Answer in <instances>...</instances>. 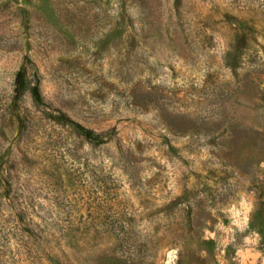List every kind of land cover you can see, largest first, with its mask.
Instances as JSON below:
<instances>
[{
    "label": "rangeland",
    "instance_id": "rangeland-1",
    "mask_svg": "<svg viewBox=\"0 0 264 264\" xmlns=\"http://www.w3.org/2000/svg\"><path fill=\"white\" fill-rule=\"evenodd\" d=\"M0 264H264V0H0Z\"/></svg>",
    "mask_w": 264,
    "mask_h": 264
},
{
    "label": "trees",
    "instance_id": "trees-1",
    "mask_svg": "<svg viewBox=\"0 0 264 264\" xmlns=\"http://www.w3.org/2000/svg\"><path fill=\"white\" fill-rule=\"evenodd\" d=\"M25 88H26L25 67L22 65L18 69L15 75V79H14V90L13 91H14L15 101L18 100L22 96L23 92L25 91ZM31 95H32V98L36 102L41 103V95H40V92L37 86H33L31 88ZM53 118L62 123L72 124L74 128L76 129V132L86 140H93L96 137V135L91 130L86 129L83 126L72 122L68 117H65L64 115H59Z\"/></svg>",
    "mask_w": 264,
    "mask_h": 264
}]
</instances>
